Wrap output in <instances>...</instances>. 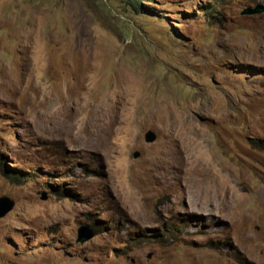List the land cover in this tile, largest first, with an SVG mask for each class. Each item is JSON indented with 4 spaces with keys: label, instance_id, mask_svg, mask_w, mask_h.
Wrapping results in <instances>:
<instances>
[{
    "label": "rangeland",
    "instance_id": "rangeland-1",
    "mask_svg": "<svg viewBox=\"0 0 264 264\" xmlns=\"http://www.w3.org/2000/svg\"><path fill=\"white\" fill-rule=\"evenodd\" d=\"M138 1L0 0V264H264V0Z\"/></svg>",
    "mask_w": 264,
    "mask_h": 264
},
{
    "label": "water",
    "instance_id": "water-1",
    "mask_svg": "<svg viewBox=\"0 0 264 264\" xmlns=\"http://www.w3.org/2000/svg\"><path fill=\"white\" fill-rule=\"evenodd\" d=\"M264 9L263 8H258L256 10H252L249 13L251 14H259V13H263ZM146 141L148 143H153L155 142L157 135L155 132L153 131H149L147 132V134L145 135ZM135 158L139 157L138 153L134 154ZM14 202L11 199H4V198H0V218H4L10 211H12V209L14 208ZM94 237L93 233H90L88 231L85 230H81L79 232V239L78 242L80 243H85L87 241H89L90 239H92Z\"/></svg>",
    "mask_w": 264,
    "mask_h": 264
},
{
    "label": "trees",
    "instance_id": "trees-1",
    "mask_svg": "<svg viewBox=\"0 0 264 264\" xmlns=\"http://www.w3.org/2000/svg\"><path fill=\"white\" fill-rule=\"evenodd\" d=\"M219 1L222 4V0H214V3H219ZM129 5H131L135 9L136 12H140L141 14H148L147 10L142 9V3L138 0L137 1L136 0H129ZM216 9H217L216 6H214V7L210 6V9L206 13H208L210 15H213L214 13L218 14V11Z\"/></svg>",
    "mask_w": 264,
    "mask_h": 264
}]
</instances>
